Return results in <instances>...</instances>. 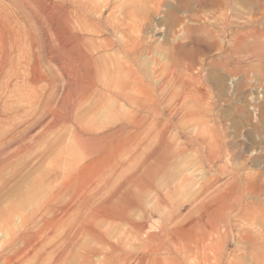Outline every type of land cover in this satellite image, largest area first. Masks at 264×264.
Masks as SVG:
<instances>
[{
    "label": "rangeland",
    "instance_id": "1",
    "mask_svg": "<svg viewBox=\"0 0 264 264\" xmlns=\"http://www.w3.org/2000/svg\"><path fill=\"white\" fill-rule=\"evenodd\" d=\"M84 1L0 0V264H49L53 239L43 222L65 227L72 216L100 208L107 198L115 202L126 193L139 198L141 209L133 213L152 221L177 215L176 224L187 219L203 223L204 208L237 187L240 192L229 199L232 207L223 212L225 220L215 222L217 234L206 258L212 264L220 256L224 264H249L252 245L244 238L264 243V0ZM65 10L79 18L70 28L71 41L84 39L98 78L104 82L105 68L133 72L137 98H153L152 109L133 112L143 121L134 142L102 161L84 157L76 135L96 130L100 137V128L120 124L124 111L132 110L116 95L115 79L108 88L98 80L94 94L78 106L74 77L62 75L47 51L35 50L37 29L60 28L50 19ZM35 58L38 69L31 73ZM48 80L56 81L53 91ZM161 134L174 151L157 164L155 154L163 151L154 144ZM82 168L71 201L59 192L61 182ZM53 193V204L60 200L70 207L56 218L44 210ZM83 194L89 198L84 209L78 207ZM238 207L248 219L240 220ZM103 230L110 241L127 239L129 254H141V244L124 228ZM91 246L96 248L95 242L78 239L62 264H101L97 256L83 260L81 247ZM117 259L111 264H135Z\"/></svg>",
    "mask_w": 264,
    "mask_h": 264
},
{
    "label": "bare ground",
    "instance_id": "2",
    "mask_svg": "<svg viewBox=\"0 0 264 264\" xmlns=\"http://www.w3.org/2000/svg\"><path fill=\"white\" fill-rule=\"evenodd\" d=\"M72 4H73V2H72ZM83 4H85V3H83ZM49 5H50V7H52V9H53V7L55 8L53 3L52 4L50 3ZM81 6H82L81 8L83 10L84 5L81 4ZM45 7H46V5H45ZM56 7H57V5H56ZM67 7H68V5H67ZM82 10L80 12H82ZM58 15H56L57 16L56 18H55V16H53V18L50 16L51 17L50 20H53V22L56 21L57 22L56 24H58L60 26V28L54 29L50 25L51 27L50 26H49V28L46 27L47 29L44 30V32H43L42 28L37 29L40 37H39V41H38L39 44L35 45V50H36V47H39L40 50H42V51L45 50V52L47 51V53L50 55V56L48 55L49 56L48 60L51 59L52 63L58 68V71H60L62 75H64L65 77L68 75H72L74 77L75 81L71 84H73L74 88L76 89V91H75L77 94V96L75 94V96L77 98L76 104L78 103V106H79L80 103L84 102L87 99L86 97L88 95H91L92 93L94 94V92H95L94 86L97 84L98 80H99L98 81L99 83L102 82L104 84V86H106L108 88L110 86V83L112 82V80L115 79L114 83L116 84V86H115V93L117 92L116 95H119V98L124 100L125 106L128 107L127 110L128 109L132 110L131 112L130 111L129 112L124 111L125 112L124 113L125 118L123 119V122H121L120 124L113 125L109 129L100 128V131L102 134V136H100V137H96V135H97V134H95L96 130L95 131L92 130L90 132L85 131L82 135L81 134L76 135V139H75L76 146L78 147L79 150L84 151V153H85L84 157H87L86 155H88L89 158H93L94 161H102L104 159H109L108 158L109 156H112L114 153L120 154L122 151L126 150L127 146L129 147V145H131L134 142L135 138L139 135V130L141 128L143 121L141 120V118L139 119V117H137V115H135L136 113L134 114L133 112L139 108H148V109L151 108L152 109L153 98H151V97H146L145 99L137 98V96L133 90V87L136 84L137 79H136V75H134L133 72H128V71L113 72L112 69L105 68L106 71L104 73H107V76L104 77V79H105L104 82L102 81V79L100 80V78H98L100 76V75H98V68L94 69L96 66V65H94L95 61L93 60L92 57H90V55L88 53L89 51L87 52L84 49V46H83L84 39L82 37H77L76 38L77 40H75V42H72L74 40L73 38L75 37V35L74 36H73V34L71 35L70 28L75 26L74 20L78 17H75L73 19V17L70 16L66 10L63 13H61L59 16ZM50 20H48V21H50ZM48 21H47V23H48ZM47 23H46V25H47ZM49 23L51 24V22H49ZM53 24H55V23H53ZM59 32L62 33L61 34L62 36H60V37L58 34ZM49 35H52V38H53V35H57V37H54L56 39L52 40ZM46 36H49L50 39H48L49 37L44 38ZM71 39H73V40L71 41ZM35 43H37V42H35ZM41 53H40V56H41ZM43 54L45 55L44 52H43ZM45 58H46V56H45ZM38 61H39L38 58H35V60L33 61L32 68L30 67L31 73H34L35 70L38 69V65H39ZM110 71L112 73L108 74V73H110ZM72 76H71V78H72ZM66 83L69 84L68 81H66ZM102 83L100 85H102ZM55 84H56L55 80H50V81L48 80V87L52 91H53L54 87L56 86ZM103 89H105V88H103ZM110 90H112V89H110ZM106 91H108V90H106ZM50 95L52 97L53 93H51ZM109 95H111V94H109ZM113 96L115 97V95H113ZM49 101L50 100L48 99L47 102H49ZM116 101H115V103H116ZM87 102L88 101H86V103ZM64 104H66V103H64ZM64 107H66V106H64ZM87 109L88 108H86V110ZM77 117H79V116H77ZM59 120H61V119H59ZM72 120H73V118H72ZM95 123H94V125H97V123L96 124ZM153 125H154V123H153ZM92 126H93V124H92ZM73 127H75V126H73ZM73 127H71V128H73ZM45 130H46V128H45ZM166 137H167V135L165 136L162 134L160 136H157V139H158L157 144H154V145H157L156 146L157 151H158V148L159 149L161 148L163 151L161 153H159V151H158V152H156L158 154H155L157 164H163L167 160L168 156L171 153H173V151H174V149H173V151H171L172 147H171V149L168 148V146H167L168 144H166L167 143ZM58 147L59 146H57V148ZM129 160H130V158H129ZM111 164H109V166ZM116 164H115V166H116ZM156 167H159V166H156ZM84 170L85 169H83V168L80 169L79 173H77V176H74V177H73V175L65 174L66 176L68 175L67 179L68 178L69 179L67 181L62 180V182H61L59 192L64 193L66 198H69L71 201L73 200V194H74V191H73L74 189L73 190H71V189L74 188L75 186L77 188L78 184L81 182L80 180L83 176L82 172ZM159 171L161 172V170H159ZM58 172H59V170H58ZM190 172H191V170H190ZM136 175H137V173H136ZM149 175H152V174H149ZM54 178L55 177L53 176L52 179H54ZM149 179H151V178H149ZM55 181H56V178H55ZM148 184H150V183H148ZM89 186H90V184H89ZM84 189H86V188H84ZM245 189L247 190V188H244V190ZM230 191H231V193L229 195H226L223 198H220L217 203L213 202L214 204L211 205L212 206V207H210L211 209L209 207L204 208L205 213L202 217V219L204 221L203 223H201L197 219H189V220L187 219V221L176 224L175 221L178 218L177 215H173V216H170L167 218L158 217L159 218L158 221H152V219H151L152 217L149 215L145 216L143 214L144 216H142L140 213H139L140 215H135L133 213L134 210L138 207H140V209H141L140 199L136 198L135 196L133 197L132 195H129L128 193L123 194L122 197L115 202L111 201V198L108 199L106 197L107 199H105L104 201L101 202L102 204H100V206H99L100 208H95L94 211H91V212L89 210V212L87 211L88 213H82V214L78 213V214L72 216V222L70 223V225H67L65 227L60 225V224L58 225L57 223H50L49 221H44L43 225H46L49 227V231L47 232L46 235L49 236V238L51 236V238L53 239L52 240V244H53L52 247L54 248V250L51 249L52 253H50V258H49V261L47 263H49V264H62V263H64L63 261L65 260V258H68L67 256H69L70 250L73 247L74 242L78 241V239H80V238H86L90 241L95 242V244H96V248H93V246H91L92 248L81 247L82 254H83L82 257H83V260L86 262H91L92 258L97 256V257L101 258L100 259L101 264H111V263H113L114 260L116 261V259L119 257H121V258L124 257L126 259L128 258L130 260L132 259L133 262H135V264H212V263L208 262L209 256L207 258H206V256H207L208 247L210 248V250L212 248L211 246L213 243H211V240H212L213 236L217 234V231L215 229V222L217 220H221L223 222V219H224L223 218V216H224L223 212L225 210H227V208L232 207V205L229 204V201L231 200V197L233 196L234 192H237V191L240 192V189L237 187V188H235V191H232V190H230ZM83 192L84 191L81 190V192L79 194H82ZM149 192H150V190H149ZM147 193H148V191H147ZM75 195H77V194H75ZM77 196H79V195H77ZM162 196H160V197H162ZM56 198H58V197H56ZM81 198H82L81 199L82 201H78V203L80 202L78 204L79 208L85 207L89 201L88 200L89 198L87 199V197L85 195H84V197H81ZM113 198H115V196ZM113 198H112V200H113ZM53 199H55L54 193L51 194L49 197V202H47L48 208H46V207H45L46 209L44 208L45 212L47 214L49 213L50 216H52V217L55 216V218H56V217H58V214H64L67 210H70V207L68 206L69 204L64 205L63 204L64 201L61 202L60 200H56V203L53 204L54 203ZM101 200H102V198H101ZM235 200L236 199L234 198L233 199L234 203L236 202ZM157 202H160V201H157ZM97 205H99V204H97ZM88 206L89 205H87L86 207H88ZM59 207H61V208H59ZM237 212L240 214V217H239L240 220L241 219H244V220L248 219L247 217L250 216L245 209L241 210L240 207L237 208ZM251 214L255 215L253 213H251ZM252 220H253V218H252ZM105 226H111L113 228L114 227L115 228L116 227L117 228H119V227L124 228L125 231L127 232L129 238L131 237L135 241H138L141 244V246H142L141 254L140 253H139V255L129 254L132 251V249H131L127 239H116L114 241H110L111 236H109L103 230V228ZM59 230H60V234L53 237V234H55ZM215 232H216V234H215ZM246 236H247V233H246ZM241 238H243V237H241ZM241 240L242 241L245 240L247 242H250V244L252 245V260L249 262V264L250 263L251 264H264V243H256L255 238L251 239L249 237H245L244 240L243 239H241ZM81 246H83V244ZM39 254H41V252ZM160 254L161 255L166 254V255H169V257L163 258V257L159 256ZM79 255H80V252H79ZM212 257L214 258V256H212ZM220 257L221 258L219 260H217V261L214 260L213 264H224L223 263L224 260L222 259L223 257L222 256H220ZM238 257H239V255H238ZM71 258L73 259L74 255L71 254ZM80 259L82 260V258L79 257V260ZM41 260H42V258H41ZM81 260L79 262H81ZM236 260H237V258H236ZM209 261H210V259H209Z\"/></svg>",
    "mask_w": 264,
    "mask_h": 264
}]
</instances>
